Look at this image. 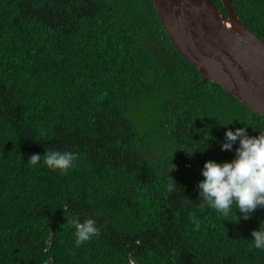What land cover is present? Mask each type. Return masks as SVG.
<instances>
[{"label":"trees","instance_id":"16d2710c","mask_svg":"<svg viewBox=\"0 0 264 264\" xmlns=\"http://www.w3.org/2000/svg\"><path fill=\"white\" fill-rule=\"evenodd\" d=\"M232 2L264 41V0ZM198 68L154 0H0V264H264V208L224 216L198 189L264 116ZM50 148L76 152L66 172L29 164ZM76 216L98 228L79 247Z\"/></svg>","mask_w":264,"mask_h":264},{"label":"water","instance_id":"95a60500","mask_svg":"<svg viewBox=\"0 0 264 264\" xmlns=\"http://www.w3.org/2000/svg\"><path fill=\"white\" fill-rule=\"evenodd\" d=\"M154 0L162 24L178 51L205 81L221 85L264 116V41L222 0Z\"/></svg>","mask_w":264,"mask_h":264},{"label":"clouds","instance_id":"9594fccd","mask_svg":"<svg viewBox=\"0 0 264 264\" xmlns=\"http://www.w3.org/2000/svg\"><path fill=\"white\" fill-rule=\"evenodd\" d=\"M238 140L239 146L235 149L233 160L223 163L209 160L205 163L202 170L204 179L198 183V189L202 198L201 204H206L224 216H228L235 205L236 214L239 210L243 219L247 220L257 208H264V132L250 137L247 135V127H240L235 131L229 129L226 132L227 142L221 147L223 150H232ZM76 155L72 150L59 151L50 148L45 155L33 154L28 159L30 165L36 166L43 158V163L48 168L66 172L73 165ZM176 188V181L171 177L167 190L172 192ZM239 218L237 215L236 220ZM70 224L75 229L74 243L77 247L90 241L98 231L96 221L91 218L82 222L76 216ZM194 224L198 230L199 221L194 220ZM262 224L252 233L254 247L260 250H264Z\"/></svg>","mask_w":264,"mask_h":264}]
</instances>
